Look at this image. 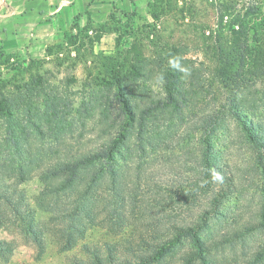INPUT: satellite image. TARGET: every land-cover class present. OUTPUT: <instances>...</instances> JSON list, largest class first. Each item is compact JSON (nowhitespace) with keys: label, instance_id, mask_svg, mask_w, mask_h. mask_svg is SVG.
Here are the masks:
<instances>
[{"label":"trees","instance_id":"1","mask_svg":"<svg viewBox=\"0 0 264 264\" xmlns=\"http://www.w3.org/2000/svg\"><path fill=\"white\" fill-rule=\"evenodd\" d=\"M257 13L250 6L245 16ZM240 31L248 41V28ZM156 63L139 61L126 81L113 73L106 89H93L78 107L41 75L15 89L0 87V229L32 245L35 260H42L51 236L59 252L80 245L65 264H264V241L242 258L225 252L264 227V212L258 221L212 227L234 180L216 155L215 139L237 123L255 167L264 169V126L234 97L212 107L210 89L188 83L178 67L163 71ZM154 79L164 81L161 92L129 89ZM191 136L200 143L196 175L169 190L146 167L156 151L182 148ZM33 177L42 183L35 202L46 218L21 188ZM171 200L199 207L176 215L166 209ZM97 226L119 238L80 244ZM12 254V243L0 238V264Z\"/></svg>","mask_w":264,"mask_h":264},{"label":"rangeland","instance_id":"2","mask_svg":"<svg viewBox=\"0 0 264 264\" xmlns=\"http://www.w3.org/2000/svg\"><path fill=\"white\" fill-rule=\"evenodd\" d=\"M74 3L60 6V0H0L2 89H15L32 76L41 75L78 107L93 89H106L113 73H119L126 81L139 61L151 60L156 68V60L163 71L178 67L184 71L188 83L194 81L210 89L212 94L207 100H212V107L215 101L219 106L234 97L244 114L264 126V0ZM250 6H257L258 13L246 17L245 11ZM242 28H248V41L240 31ZM173 60L178 63L173 64ZM163 85L161 79L139 80L135 86L130 84L129 89L144 87L161 92ZM196 109H201L200 105ZM172 123L168 120L166 126ZM237 126L232 121L231 128L214 141L219 161L227 164L234 176L232 189L220 208L221 218L212 221V227L220 231L240 221H258L264 212V169L255 167L256 156ZM182 145L156 151L146 167L150 176L169 190L190 181L197 172L193 153L200 146L198 136L186 138ZM21 188L36 207L35 197L42 188L39 178L25 181ZM170 202L166 209L170 213L175 209L176 215L194 214L199 207L190 209L182 201ZM37 209L40 218L48 216ZM0 238L9 240L13 246L6 264H65L72 255L80 254V245L59 252L53 237L47 236V251L37 261L32 245L19 236L0 229ZM117 238L97 226L88 230L80 244ZM263 241L264 227H261L248 232L242 242L225 252L242 258Z\"/></svg>","mask_w":264,"mask_h":264},{"label":"crops","instance_id":"3","mask_svg":"<svg viewBox=\"0 0 264 264\" xmlns=\"http://www.w3.org/2000/svg\"><path fill=\"white\" fill-rule=\"evenodd\" d=\"M74 1H77V0H60V2H61V5H60V6H63V5L66 4V3H67V4H70V3H71V4L74 5V4H75ZM78 1L81 2V0H78ZM90 1H91V0H90ZM69 2H70V3H69Z\"/></svg>","mask_w":264,"mask_h":264}]
</instances>
